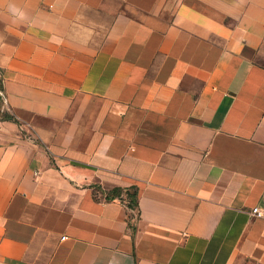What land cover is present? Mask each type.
I'll return each instance as SVG.
<instances>
[{
	"label": "crops",
	"instance_id": "obj_1",
	"mask_svg": "<svg viewBox=\"0 0 264 264\" xmlns=\"http://www.w3.org/2000/svg\"><path fill=\"white\" fill-rule=\"evenodd\" d=\"M254 208L264 0H0V264H264Z\"/></svg>",
	"mask_w": 264,
	"mask_h": 264
},
{
	"label": "trees",
	"instance_id": "obj_2",
	"mask_svg": "<svg viewBox=\"0 0 264 264\" xmlns=\"http://www.w3.org/2000/svg\"><path fill=\"white\" fill-rule=\"evenodd\" d=\"M121 190H114L113 191V195L114 196H119L121 194ZM129 197H130V204L131 205H136V197H137V191H134V192H129Z\"/></svg>",
	"mask_w": 264,
	"mask_h": 264
},
{
	"label": "built area",
	"instance_id": "obj_3",
	"mask_svg": "<svg viewBox=\"0 0 264 264\" xmlns=\"http://www.w3.org/2000/svg\"><path fill=\"white\" fill-rule=\"evenodd\" d=\"M1 99L4 100V101H6V97H5V95H4L3 92H1ZM252 213H253L255 216H257V217H262V216H264V213H263L261 210H259V208H254V209H252Z\"/></svg>",
	"mask_w": 264,
	"mask_h": 264
},
{
	"label": "clouds",
	"instance_id": "obj_4",
	"mask_svg": "<svg viewBox=\"0 0 264 264\" xmlns=\"http://www.w3.org/2000/svg\"><path fill=\"white\" fill-rule=\"evenodd\" d=\"M10 11L14 14V15H19L20 18H23L24 13L21 12L19 9H17L15 6H11L10 7Z\"/></svg>",
	"mask_w": 264,
	"mask_h": 264
}]
</instances>
